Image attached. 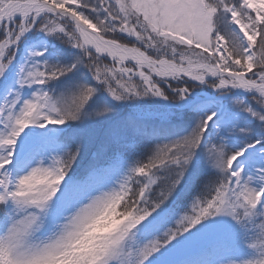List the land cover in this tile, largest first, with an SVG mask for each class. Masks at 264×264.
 Segmentation results:
<instances>
[{"label": "snow or ice", "instance_id": "6c2138e0", "mask_svg": "<svg viewBox=\"0 0 264 264\" xmlns=\"http://www.w3.org/2000/svg\"><path fill=\"white\" fill-rule=\"evenodd\" d=\"M0 264H264V0H0Z\"/></svg>", "mask_w": 264, "mask_h": 264}, {"label": "rangeland", "instance_id": "374dc122", "mask_svg": "<svg viewBox=\"0 0 264 264\" xmlns=\"http://www.w3.org/2000/svg\"><path fill=\"white\" fill-rule=\"evenodd\" d=\"M108 62H110V59ZM128 66H131V65H128ZM128 113H129V108L125 107L121 110L120 116H126V115H128ZM120 210H122V209H120ZM108 226H109V222L104 221L103 223L97 225V230H102L104 228H107ZM246 254H247L246 251L242 250L241 255H246Z\"/></svg>", "mask_w": 264, "mask_h": 264}, {"label": "clouds", "instance_id": "9594fccd", "mask_svg": "<svg viewBox=\"0 0 264 264\" xmlns=\"http://www.w3.org/2000/svg\"><path fill=\"white\" fill-rule=\"evenodd\" d=\"M104 221H108V222H109V224H111V223H112V220H111V218H110V217H108V216H106V217L102 218V220L99 222V224L103 223Z\"/></svg>", "mask_w": 264, "mask_h": 264}]
</instances>
